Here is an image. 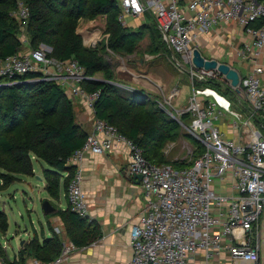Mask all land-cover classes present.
Returning a JSON list of instances; mask_svg holds the SVG:
<instances>
[{
    "label": "built area",
    "instance_id": "1",
    "mask_svg": "<svg viewBox=\"0 0 264 264\" xmlns=\"http://www.w3.org/2000/svg\"><path fill=\"white\" fill-rule=\"evenodd\" d=\"M115 1L120 24L128 26L127 20L144 24L148 20L171 52L169 62L189 77L192 85L187 105L178 112L188 115L186 129L202 151L187 168L149 162L140 146L106 121L94 118L97 93H89L82 86L89 79L84 67L75 59L56 62L62 74H54L53 79L70 99H81L94 118L92 132L68 159L74 167L66 187L68 209L79 217H88L82 190L83 159L103 155L124 143L128 173L141 176L145 197L138 223L131 229L129 264H260L264 247V80L257 59L264 49V0ZM14 17L24 22L27 10L23 5L19 4ZM219 23H234L250 37L237 54L250 60L253 68L239 77L237 88L230 87L218 71L196 69L191 62L198 34H207ZM257 23L258 27H252ZM52 61L42 48L17 53L0 61V80L40 71L37 66L50 67ZM209 81L227 82L235 96L246 103V115L230 111L226 99L212 88L193 85ZM224 113L235 118L238 128L243 127L242 141L224 137L217 125ZM226 175L233 179V196L214 189ZM55 233L62 242L55 259H33L22 264L66 262L76 247L60 230L55 229ZM221 259L225 262L220 263ZM1 264L8 263L2 260Z\"/></svg>",
    "mask_w": 264,
    "mask_h": 264
},
{
    "label": "trees",
    "instance_id": "2",
    "mask_svg": "<svg viewBox=\"0 0 264 264\" xmlns=\"http://www.w3.org/2000/svg\"><path fill=\"white\" fill-rule=\"evenodd\" d=\"M19 4L27 10V17L23 21L29 26L33 45L47 46L50 49L47 53L49 59L57 62L75 59L84 67L89 79L82 86L89 93H97L93 107L94 118L106 121L114 126L118 133L140 146L149 162L167 164L160 162L163 161L160 146L165 140L176 137L178 123L167 119L161 110L147 107L150 103L143 93L133 92L130 97L123 98L108 82L93 80L92 76L97 72L109 77L106 61L96 51L87 49L76 32L78 22L82 18L109 14H115L117 18L116 1L0 0V61L19 51L20 43L15 39V35L22 22L14 17ZM259 25L260 23H257L252 27ZM121 26L124 29L132 28ZM151 26L153 27L152 24ZM153 29L159 34L154 27ZM140 39L138 33L119 28L109 46L112 49L117 46L131 48ZM208 83L210 81L203 84L207 86ZM195 85L203 87L202 83ZM227 89L235 95L230 87ZM2 95L7 98L5 108L1 105ZM87 135L75 121L72 100L65 95L55 80L47 78L40 71H27L11 80L2 78L0 191L17 182L19 176L33 174L31 157L34 156L44 165L42 171L45 191L52 199L57 200L60 187L66 192L68 180L74 171V167L68 164V159L82 147ZM197 145L199 155L202 147L199 143ZM169 164L176 168H187L175 163ZM55 214L62 218L66 236L77 248L85 246L88 240H93L98 235L97 227L88 221V217H79L69 209L58 210ZM7 229V216L0 209V233L5 234ZM31 249L35 259L50 261L59 255L62 242L59 236L54 234L51 238L44 239L41 244L33 243ZM23 255V250L19 251L18 261L12 264L24 263ZM0 257L11 264L1 247Z\"/></svg>",
    "mask_w": 264,
    "mask_h": 264
},
{
    "label": "rangeland",
    "instance_id": "3",
    "mask_svg": "<svg viewBox=\"0 0 264 264\" xmlns=\"http://www.w3.org/2000/svg\"><path fill=\"white\" fill-rule=\"evenodd\" d=\"M131 24L132 21L127 20V25ZM119 28L134 31L141 39L131 48L117 46L116 49H112L109 43ZM76 32L87 49L96 51L106 61L109 77L104 76L102 72H97L92 76L93 80L108 82L123 98L130 97L133 92L143 93L150 103L147 107L161 110L167 119L178 123L176 137L161 143L160 151L163 161L160 162L190 166L197 157L199 148L186 129L189 126L188 115L180 114L178 111L186 107L192 83L186 73L180 72L169 62L172 54L150 22L145 20L144 26L124 29L115 14L97 15L80 19ZM15 39L20 43L18 54L38 48H42L46 55L50 52V49L43 44L38 46L32 44L30 29L25 22L20 24ZM56 62L53 60L50 67L37 66L36 68L40 71L44 70L49 79L55 80L52 77L54 74H62L61 68L55 66ZM228 83L220 85L218 81L213 83L210 81L207 86L222 95L226 99L227 108L233 110V102H236L237 97L228 92ZM195 84L193 83L194 86ZM238 100L242 102L243 111L248 110L246 103ZM1 103L5 108L7 98L4 95L1 96ZM31 160L34 167L33 174L19 176L17 182L0 191V209L6 214L8 220L7 232L0 234L1 245L9 241V246L17 247L20 241L27 237L25 232L30 231L32 225L37 227L39 222L43 221L39 200L44 198L43 201L53 203L44 189L45 180L42 171L44 165L34 156ZM32 202L36 204V208ZM224 262L225 260L221 259L220 263ZM260 264H264V248L261 250Z\"/></svg>",
    "mask_w": 264,
    "mask_h": 264
},
{
    "label": "crops",
    "instance_id": "4",
    "mask_svg": "<svg viewBox=\"0 0 264 264\" xmlns=\"http://www.w3.org/2000/svg\"><path fill=\"white\" fill-rule=\"evenodd\" d=\"M131 25L135 27L141 24L139 20H133ZM249 40L250 37L238 25L219 23L207 34H198L194 48L198 49L205 59H214L228 64L237 71L240 78H243L251 71L253 65L250 60L240 58L237 51ZM257 62L263 69L261 78L264 80V49ZM71 100L75 121L87 134H90L93 129V116L85 110L81 99ZM237 100L236 98V102H233V110L228 109L234 113L246 115V111L242 109V102ZM217 125L225 138L243 140L242 132L245 131L241 125L238 128L232 115L224 113L219 116ZM252 128L253 126L249 129ZM127 156V146L124 143H118L115 148L103 155H88L83 159L81 163L82 190L88 206V221L97 227L98 235L95 239L88 240L85 246L76 247L70 258L63 264H129L131 229L138 223L145 197L140 182L138 183L128 173ZM232 184L233 179L230 175H226L223 181L219 180L214 184V189L219 194L233 196L235 191ZM49 198L53 201L50 204L55 208L54 212L49 215L42 214V223L39 222L37 227L32 225V229L25 232L27 236L25 240H21L17 247L9 246V241L4 242L3 245L0 244L1 250L11 264L18 261V253L21 250L24 252L25 262L35 259L31 249L33 243L41 244L44 239L57 235L55 229L60 230L69 241L62 218L55 214L58 210L68 209L66 192L60 187L58 199L54 200L50 196ZM43 199H40L39 203H42ZM32 205L36 208L34 202ZM1 262L0 257V264Z\"/></svg>",
    "mask_w": 264,
    "mask_h": 264
},
{
    "label": "water",
    "instance_id": "5",
    "mask_svg": "<svg viewBox=\"0 0 264 264\" xmlns=\"http://www.w3.org/2000/svg\"><path fill=\"white\" fill-rule=\"evenodd\" d=\"M192 65L196 69H204L208 70H216L221 75L224 76L225 80L229 82L230 87L237 88L240 82L239 75L236 70L231 68L226 63L218 62L214 59H205L200 51L196 48L192 51ZM133 179H135L138 183L140 182L141 176L140 175H133ZM41 209L44 215L52 214L55 208L50 204L49 201L44 200L41 203Z\"/></svg>",
    "mask_w": 264,
    "mask_h": 264
}]
</instances>
